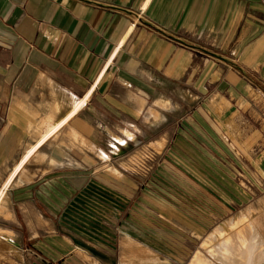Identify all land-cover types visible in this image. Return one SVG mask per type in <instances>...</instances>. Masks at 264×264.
<instances>
[{
    "label": "crops",
    "instance_id": "1",
    "mask_svg": "<svg viewBox=\"0 0 264 264\" xmlns=\"http://www.w3.org/2000/svg\"><path fill=\"white\" fill-rule=\"evenodd\" d=\"M2 191L0 264H186L264 194V0H0Z\"/></svg>",
    "mask_w": 264,
    "mask_h": 264
},
{
    "label": "bare ground",
    "instance_id": "2",
    "mask_svg": "<svg viewBox=\"0 0 264 264\" xmlns=\"http://www.w3.org/2000/svg\"><path fill=\"white\" fill-rule=\"evenodd\" d=\"M255 209L248 206L218 224L202 243L211 257L196 250L188 264H264V218H250Z\"/></svg>",
    "mask_w": 264,
    "mask_h": 264
},
{
    "label": "rangeland",
    "instance_id": "3",
    "mask_svg": "<svg viewBox=\"0 0 264 264\" xmlns=\"http://www.w3.org/2000/svg\"><path fill=\"white\" fill-rule=\"evenodd\" d=\"M171 182H173V184H171ZM171 182L169 179V181H167V182L164 181L163 184L169 186V188H175L176 187V185H174L175 181H171ZM145 184H147V187L149 189H152L151 191L148 192L150 195L148 197V200H154L156 198L166 208L165 209L166 211H164V213H163L164 225H168V223H169V225L173 226L175 223L172 224V222H170V221L177 219L178 216L184 217L182 219L191 218V217H193V215H194V217H199V214H194V213L188 211V209H187L188 197H186V196L177 197V196H174L173 194H171L170 192H167V191L161 192V190H160L161 186L160 185H159V187L155 186L153 181L149 182V180H148ZM154 189L158 190L157 196L155 195ZM177 206L180 207V210L182 212H179V211L176 212L175 211L176 210L175 208H177ZM248 206L249 207L250 206L256 207L255 211L250 213V215H249L250 218L253 217V220H254V218L256 219L258 217V215L261 217L263 216V218H264V194H259V196H256L254 198H250V197L246 198V202H243V204L237 205L235 208H233L231 211H229L225 217L220 218L216 223H213L212 226L206 227L204 229L202 228L201 233H198L199 235L196 234V241H195L194 246H193L194 248L189 250L188 255H187L188 258L186 259V264H188L190 258H192V255H194V252H196V250L202 249V251L206 255L211 257V255L208 254V251H206V249L202 247V243L207 238L209 233L216 226H218V224H220L222 221L236 215L239 211L247 209ZM263 218L261 220H263ZM195 219H197V218H195ZM263 229H264V227H262V229H261L263 231V234H264ZM168 247H171V246H168ZM173 247H177V245L176 246L174 245ZM178 247H179V252L177 250H176V252L180 253V252H182V248L185 249L186 246L184 247V246L179 245Z\"/></svg>",
    "mask_w": 264,
    "mask_h": 264
}]
</instances>
